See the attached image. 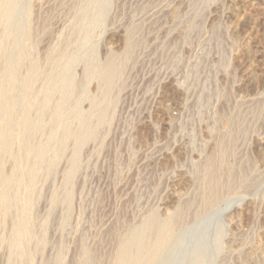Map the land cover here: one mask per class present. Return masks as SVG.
<instances>
[{
  "label": "rangeland",
  "instance_id": "obj_1",
  "mask_svg": "<svg viewBox=\"0 0 264 264\" xmlns=\"http://www.w3.org/2000/svg\"><path fill=\"white\" fill-rule=\"evenodd\" d=\"M157 1L0 0V264H264V0Z\"/></svg>",
  "mask_w": 264,
  "mask_h": 264
},
{
  "label": "bare ground",
  "instance_id": "obj_2",
  "mask_svg": "<svg viewBox=\"0 0 264 264\" xmlns=\"http://www.w3.org/2000/svg\"><path fill=\"white\" fill-rule=\"evenodd\" d=\"M145 1H146V0H145ZM148 1H150V0H148ZM152 1H154V0H151V4L153 3ZM161 1H162V0H161ZM172 1H173V0H172ZM172 1H170V2L168 1L169 4H170ZM156 2H159V1L156 0ZM163 2H164V4H166L165 1H163ZM173 2H174V1H173ZM183 2H184V1H183ZM160 3H161V2H160ZM174 3H175V2H174ZM143 4H144V3H143ZM146 4H148L149 6L151 5L150 3H146ZM156 4H157V7H159V6H158V3H156ZM161 4H163V3H161ZM164 4H163V5H164ZM167 4H168V3H167ZM167 4H166V6H167ZM169 4H168V5H169ZM171 4H172V3H171ZM144 5H145V4H144ZM159 5H160V4H159ZM163 5H162V6H163ZM172 5H174V4H172ZM149 6L147 7L148 9H149ZM151 6H152V5H151ZM151 6H150V9H149V10H151ZM164 6H165V5H164ZM185 6H187V5H185ZM145 7H146V6H145ZM171 7H172V6H171ZM168 8H170V6H168ZM174 8H176V7H174ZM174 8H173V9H174ZM182 8H183V7H182ZM182 8H181V10L184 9V8H183V9H182ZM187 8H188V6H187ZM143 9H144V8H143ZM165 9H167V8L165 7ZM170 9H171V8H170ZM185 9H186V8H185ZM158 10H159V9H158ZM162 10H163V9H162ZM167 10H169V9H167ZM177 10H178V9H177ZM187 10H188V9H187ZM147 11H148V10H147ZM156 11H157V10H156ZM159 11H161V9H160ZM165 11H166V10H165ZM179 11H180V9H179ZM145 12H146V9H145ZM149 12H150V11H149ZM157 12H158V11H157ZM163 12H164V11H163ZM166 12L168 13V11H166ZM177 12H178V11H177ZM182 12H183V11H182ZM182 12H180L179 14H182ZM185 12H186V11H185ZM185 12H183V13H185ZM169 13H170V12H169ZM171 13H175V11H174V12L172 11ZM147 14H148V13H147ZM163 14L165 15V13H163ZM163 14H162V15H163ZM176 14H177V13H175V15H176ZM179 14H178V15H179ZM187 14H189V12H187ZM187 14H184L185 18H186V15H187ZM199 14H201V13H198V15H199ZM162 15H161V16H162ZM164 15H163V16H164ZM166 15H167V17H168V15L170 16L171 14H166ZM198 15H197V18H198ZM202 15H203V14H202ZM154 16H157V14L155 13ZM158 16H160V15H158ZM163 16H162V17H163ZM171 16H172V15H171ZM173 16H174V15H173ZM181 16H182V18H183V15H181ZM187 16H188V15H187ZM195 16H196V13H195ZM200 16H201V15H200ZM200 16H199V18H200ZM162 17H161V18H162ZM153 18H154V17H153ZM156 18H158V17H156ZM165 18H166V17H165ZM173 18H174V17H173ZM178 18H179V17H178ZM159 19H160V17L158 18L157 22L160 21ZM162 19H164V17H163ZM171 19H172V18H171ZM174 19H175V18H174ZM176 19H177V18H176ZM179 19L181 20V17H180ZM179 19H178V20H179ZM183 19H184V18H183ZM183 19H182V20H183ZM188 19H189V18H188ZM188 19L186 18V20H185L184 23H186V21H187ZM151 20H152V19H151ZM164 20H165V19H164ZM172 20H173V19H172ZM178 20H177V22H178ZM154 21H155V20H154ZM175 21H176V20H174V22H175ZM188 21H189V20H188ZM188 21H187V22H188ZM155 22H156V21H155ZM165 22H166V21H165ZM169 22H170V21H169V19H168L167 24H170ZM174 22L172 21L173 24H174ZM177 22H176V23H177ZM152 23H153V22H152ZM176 23H175V24H176ZM155 24H156V23H155ZM175 24H174V25L171 24V25L174 26V27L172 28V26H171V27H169V28H170L171 30H172V29L175 30V32H176V29H177V28L175 29V26L177 27V24H176V25H175ZM180 24H181V23H180ZM186 24H187V23H186ZM156 25H158V23H157ZM165 25H166V24H165ZM167 26H168V25H167ZM169 26H170V25H169ZM179 26H180V25H179ZM179 26H178V27H179ZM183 26H184V25H183ZM185 27H186V26H185ZM181 28H182V27H181ZM160 30H161V29H160ZM165 30H166V29H165ZM167 30L170 31L169 29H167ZM173 30H172V31H173ZM183 30H184V29H183ZM162 31H163V30H162ZM172 31L170 32V35H171V36H172V34H171ZM184 31H185V30H184ZM165 32H167V31H165ZM177 32H178V31H177ZM167 33H169V32H167ZM179 33H180L181 35H182V34L184 35L186 32L184 33V32H180V31H179ZM173 35H174V34H173ZM177 35H179V34H177ZM177 35H176V37H177ZM183 35L181 36V37H182V40L186 39V38H184V37H186V36L183 37ZM165 36H166V35H165ZM167 36H168V34H167ZM171 36H170V37H171ZM172 37H173V36H172ZM172 37H171V38L167 37V39L169 38L170 40H173V41H177V42L179 41V40H174ZM174 37H175V36H174ZM179 37H180V35H179L177 38H179ZM177 38H176V39H177ZM179 39H181V38H179ZM182 40H180V41H182ZM249 68H251V67L249 66L248 69H249ZM249 70H250V69H249ZM248 72H249V71H248ZM246 73H247V72H246ZM253 73H254V71H253ZM248 75H249V74H248ZM248 75H247V76H248ZM250 75H252V74H250ZM250 75H249V76H250ZM109 77H110V76H109ZM250 77H253V76H250ZM240 127H241V126H240ZM234 129H236V128H234ZM236 130H237V129H236ZM239 130H240V129H239ZM239 130H238V131H239ZM232 131H233V130H232ZM229 132H230V131H229ZM233 132H234V131H233ZM229 134H231V133H229ZM232 135H233V134H232Z\"/></svg>",
  "mask_w": 264,
  "mask_h": 264
}]
</instances>
